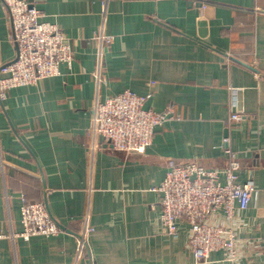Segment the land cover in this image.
I'll list each match as a JSON object with an SVG mask.
<instances>
[{"label":"crops","instance_id":"0c3cea01","mask_svg":"<svg viewBox=\"0 0 264 264\" xmlns=\"http://www.w3.org/2000/svg\"><path fill=\"white\" fill-rule=\"evenodd\" d=\"M30 1L66 33L74 58L0 98V264H264V0ZM18 51L0 0L1 75ZM124 90L146 95L147 108L175 109L132 153L104 142L94 121V107ZM236 110L244 118L232 123ZM226 148L237 152L239 181L256 186L226 222L245 251L200 262L188 220L177 235L164 231L159 188L170 159L224 168ZM25 192L61 232L20 235ZM85 225L94 230L81 248Z\"/></svg>","mask_w":264,"mask_h":264},{"label":"built area","instance_id":"2783aa9c","mask_svg":"<svg viewBox=\"0 0 264 264\" xmlns=\"http://www.w3.org/2000/svg\"><path fill=\"white\" fill-rule=\"evenodd\" d=\"M12 20L14 38L18 44L17 58L1 67L0 98L10 88L37 83L40 79L61 74V65H72L74 51L66 33L44 19V12L30 0H4ZM109 42L112 36L106 37ZM146 95L124 90L96 105V129L113 146L134 152L152 143L156 128L174 117L173 105L163 110L145 106ZM244 118L240 110L229 120L237 123ZM228 142L229 137L224 138ZM230 162L224 168L210 169L196 161L178 162L170 159L169 171L160 186L162 226L166 233L177 235L179 221L190 223L189 247L197 261L222 250L225 258L236 262L244 253L243 241L229 223L239 211L250 206L256 186L252 180L239 181L241 163L237 152L225 150ZM20 235L29 239L35 234L54 235L62 231L60 224L43 202L27 201L23 194ZM222 220V222H220ZM94 227L84 226L78 233L80 247L87 244Z\"/></svg>","mask_w":264,"mask_h":264},{"label":"water","instance_id":"95a60500","mask_svg":"<svg viewBox=\"0 0 264 264\" xmlns=\"http://www.w3.org/2000/svg\"><path fill=\"white\" fill-rule=\"evenodd\" d=\"M18 45V44H17ZM232 59H234V60H236V61H240L241 63H244L246 66H248V67H250V68H252V69H255V70H257V71H260V70H258L254 65H250V64H248V63H246V62H243V61H241V60H239L238 58H236V57H232ZM104 137L103 136H101V139H103Z\"/></svg>","mask_w":264,"mask_h":264},{"label":"rangeland","instance_id":"374dc122","mask_svg":"<svg viewBox=\"0 0 264 264\" xmlns=\"http://www.w3.org/2000/svg\"><path fill=\"white\" fill-rule=\"evenodd\" d=\"M95 109H96V107H94V112H95ZM95 118H96V115H95V117H94V121L96 120ZM95 124H96V122H95ZM96 131L99 132L97 129H96ZM155 132H156V131H155ZM99 134H100V132H99ZM154 135H155V134H154ZM101 136H102V135H101ZM102 140H103L104 142L109 143V144H111V145L113 146V144H112L111 141H106L105 138H103ZM152 141H153V140H152ZM121 151H122V150H121ZM124 152H125V151H124ZM126 153H128V152H126ZM130 153H132V152H130Z\"/></svg>","mask_w":264,"mask_h":264},{"label":"trees","instance_id":"16d2710c","mask_svg":"<svg viewBox=\"0 0 264 264\" xmlns=\"http://www.w3.org/2000/svg\"><path fill=\"white\" fill-rule=\"evenodd\" d=\"M236 57H240V58H242V56H240L239 54H237L236 55ZM243 65V64H242ZM243 66H246V65H243ZM246 67H248V66H246ZM25 195H26V199H27V201H35V200H33V199H31L30 198V196H29V194L27 193V192H25Z\"/></svg>","mask_w":264,"mask_h":264}]
</instances>
